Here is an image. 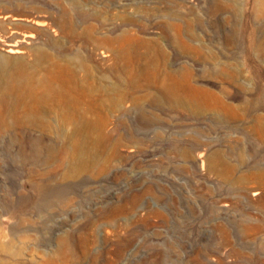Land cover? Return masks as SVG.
Instances as JSON below:
<instances>
[{
	"label": "rangeland",
	"instance_id": "obj_1",
	"mask_svg": "<svg viewBox=\"0 0 264 264\" xmlns=\"http://www.w3.org/2000/svg\"><path fill=\"white\" fill-rule=\"evenodd\" d=\"M120 32L154 87L97 68ZM54 56L94 82L0 120L1 264H264V0H0V91Z\"/></svg>",
	"mask_w": 264,
	"mask_h": 264
},
{
	"label": "bare ground",
	"instance_id": "obj_2",
	"mask_svg": "<svg viewBox=\"0 0 264 264\" xmlns=\"http://www.w3.org/2000/svg\"><path fill=\"white\" fill-rule=\"evenodd\" d=\"M65 13L68 15V25L67 27H59L58 31L70 39H77L79 35L74 29L75 22L69 15L68 11L65 10ZM34 24L37 27L43 26L41 22H34ZM89 30H91V28H89ZM132 42L133 38L123 32L101 40V44L105 45V48L99 52L101 60L99 61L97 68L101 70L107 69L112 73L115 77L117 88L122 87L128 82L132 85V88L140 89L143 87V84L140 82L141 80L145 81L147 87H154L157 84V73L155 68L148 65L142 67L138 61L126 58L127 50ZM5 51L8 54L22 53V50L13 42L6 43ZM108 57L109 59H107ZM53 59L52 68L45 71L42 74V77L29 76L24 84L15 80L11 82V93L17 96L16 102L10 101L8 97L10 93L0 91V120L2 122L8 114H16L18 112H38L47 105L46 100H44L46 94H54L55 97H60V94L58 92L56 93V87H59L60 85L65 86L69 92H71L70 89H75V98H77V100L70 104V107L72 109L80 108L84 103L85 93L87 92L86 88H89L91 83L94 82V78H90L85 74V76L77 75L67 68H64L61 72L59 71L61 66L58 62L61 60H58L56 56H54ZM90 59L91 54L88 53L87 61ZM90 68L91 67L88 64H84L86 72H89ZM167 75L173 82V85L169 87V90L184 94L185 96L190 97L191 100L200 101L195 97L196 93H208L205 89L194 86L191 83V74L189 71H186L181 78H176L170 74ZM66 154L65 149L61 148V161L66 158ZM251 194L252 196H256L259 192L253 191ZM0 252H5V246L1 243ZM3 261L5 260L1 257L0 264ZM38 264H46V262H39Z\"/></svg>",
	"mask_w": 264,
	"mask_h": 264
}]
</instances>
